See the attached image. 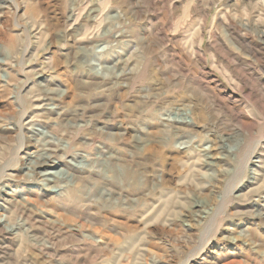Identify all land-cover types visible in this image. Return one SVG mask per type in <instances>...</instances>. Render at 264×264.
I'll use <instances>...</instances> for the list:
<instances>
[{
    "label": "rangeland",
    "instance_id": "374dc122",
    "mask_svg": "<svg viewBox=\"0 0 264 264\" xmlns=\"http://www.w3.org/2000/svg\"><path fill=\"white\" fill-rule=\"evenodd\" d=\"M217 1L0 0V264H264V0Z\"/></svg>",
    "mask_w": 264,
    "mask_h": 264
},
{
    "label": "bare ground",
    "instance_id": "6f19581e",
    "mask_svg": "<svg viewBox=\"0 0 264 264\" xmlns=\"http://www.w3.org/2000/svg\"><path fill=\"white\" fill-rule=\"evenodd\" d=\"M219 1V0H218ZM217 1V2H218ZM216 2V3H217ZM205 3H206V5H209L210 3H209V0H205ZM213 4V3H212ZM42 75H37V78H39V79H41L42 77H41ZM67 92V91H66ZM65 92V93H66ZM45 120H46V122H45V125L48 127V129L49 130H55V129H58V128H60L59 127V125L57 124V125H55V123L54 122H52L53 120H52V115H50L49 113H46V116L44 115V116H42ZM27 118V117H26ZM22 123V122H21ZM122 124V123H121ZM166 124H168V126H172V127H178V129L179 128H186L188 125H186V124H174V123H172V122H170V123H166ZM12 129V128H11ZM19 129V130H18ZM18 129H17V131H19L20 132V136H19V140H20V144H21V150L19 151L20 152V154L23 152L24 153V150H22V148H23V143L26 141V140H32V137L30 136V132L28 131V132H26L25 133V131H23V129H24V127H23V125L22 126H19L18 127ZM16 130V129H15ZM30 143V142H29ZM46 143H48V142H46ZM241 143L239 142V140L238 141H235V143H234V145H233V147H231L232 149H234V150H236L237 149V146H239ZM224 149V147H220L219 146V148H218V150L219 151H221L222 152V150ZM229 149V148H228ZM69 150V149H68ZM68 150H63L64 152H67ZM19 152H17V154L19 153ZM231 153V152H230ZM28 154V153H27ZM21 156V155H20ZM64 156V155H63ZM24 158V157H23ZM65 159V158H64ZM74 159V158H73ZM209 159H211V160H217V159H220L218 156H216L215 158H209ZM64 162V160H63V158H60V157H57V158H54L53 156H50V155H45V157H42L41 158V161H39V162H35L34 164H33V167H32V172L35 174V175H39V177H43L44 178V181H47L46 179L48 178V177H50V176H53V174H51V172L53 171V170H57V168L58 167H61L62 166V163ZM69 164V163H68ZM208 164H210V163H208ZM70 165V164H69ZM211 165V164H210ZM69 169H72V170H76V169H74V168H69ZM72 170H70V171H72ZM30 171V170H29ZM57 172V171H56ZM61 172V171H60ZM33 175V174H32ZM14 176V175H13ZM133 175L131 174V173H129V174H127V176L126 177H128V178H131ZM31 177V176H30ZM36 177V176H35ZM38 177V178H39ZM33 178V177H32ZM6 184V183H5ZM107 189H108V191H109V194H108V196H109V198H110V196L111 195H115L118 191H121V192H126V191H128L131 187L133 188V190L134 191H137L138 190V188L137 187H133V186H127V184H125L124 185V183L123 184H121V185H116V184H114V183H110V184H108L107 185ZM25 190V189H24ZM19 191V190H18ZM60 191V190H59ZM117 191V192H116ZM3 192V191H2ZM55 192V191H54ZM53 192V193H54ZM20 194V193H19ZM27 195V194H26ZM21 196V195H20ZM7 197V196H6ZM31 198H29V197H26V198H24L23 199V203L24 202H26V203H28L29 201H34L33 199H31ZM17 201V200H16ZM107 201H109V200H107ZM35 202H37L38 203V200H35ZM49 202V201H48ZM4 203H5V207L7 208V216H10L11 215V213H13L14 211H17V210H20L22 207H21V204L20 205H18V203L17 202H15V201H13V199H6V200H4ZM22 203V202H21ZM50 203V202H49ZM51 203H53V202H51ZM111 204V209H112V211H114V212H118L120 209V207L117 205V204H112V203H110ZM6 208H5V210H6ZM202 208V207H201ZM22 210V209H21ZM24 211V210H23ZM22 211V212H23ZM114 212H111V213H114ZM120 212V211H119ZM33 213V212H32ZM31 213V214H32ZM110 213V212H109ZM110 213V215L109 216H107L106 215V217H104V219H107V217H110V219L112 218V221H113V223H115V224H118L119 226H121L120 227V229L121 228H123L124 226H125V224L123 223V222H121L120 220H119V218H118V216L117 215H115V214H111ZM5 215H6V212H5ZM7 216H4V218L6 219L7 218ZM61 218H64V216H61ZM60 219V215H58V220ZM109 219V218H108ZM64 220L65 221H69L67 218H64ZM3 221V220H2ZM5 221V220H4ZM87 227V229H88V231L89 232H92V233H94L95 235H96V237H97V239L98 240H92V238H90L91 240V244H93V245H97V246H109V245H112V246H114V245H117L118 243H119V239L117 238V237H114V236H112L111 234H110V232H108V231H106V230H104V229H102V228H100V226H98V225H94V224H90L89 226H86ZM85 227V225L84 224H81L80 225V227H79V229L77 228V231L78 232H83L84 231V229L86 228ZM9 231H8V233H13L14 231H15V229L14 228H10V229H8ZM29 231V230H28ZM71 231H73V232H76V227H75V229H73V230H71ZM76 234V233H75ZM72 236V235H71ZM77 236V235H76ZM21 238H23L24 239V241L23 240H21V243H20V245H22V244H24L25 243V238L24 237H22V236H20V239ZM95 239V238H94ZM28 244H32V245H39V246H47L48 245V240H46V239H41V240H39L38 242H28V241H26Z\"/></svg>",
    "mask_w": 264,
    "mask_h": 264
}]
</instances>
